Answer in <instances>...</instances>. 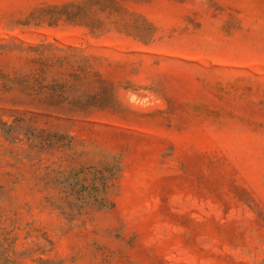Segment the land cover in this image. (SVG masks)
Here are the masks:
<instances>
[{
	"label": "rangeland",
	"instance_id": "obj_1",
	"mask_svg": "<svg viewBox=\"0 0 264 264\" xmlns=\"http://www.w3.org/2000/svg\"><path fill=\"white\" fill-rule=\"evenodd\" d=\"M0 264H264V0H0Z\"/></svg>",
	"mask_w": 264,
	"mask_h": 264
},
{
	"label": "trees",
	"instance_id": "obj_2",
	"mask_svg": "<svg viewBox=\"0 0 264 264\" xmlns=\"http://www.w3.org/2000/svg\"><path fill=\"white\" fill-rule=\"evenodd\" d=\"M100 207H102V205H100Z\"/></svg>",
	"mask_w": 264,
	"mask_h": 264
}]
</instances>
